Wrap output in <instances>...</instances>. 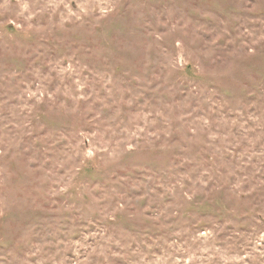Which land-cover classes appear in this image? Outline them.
<instances>
[{
	"label": "rangeland",
	"instance_id": "rangeland-1",
	"mask_svg": "<svg viewBox=\"0 0 264 264\" xmlns=\"http://www.w3.org/2000/svg\"><path fill=\"white\" fill-rule=\"evenodd\" d=\"M0 264H264V0H0Z\"/></svg>",
	"mask_w": 264,
	"mask_h": 264
}]
</instances>
